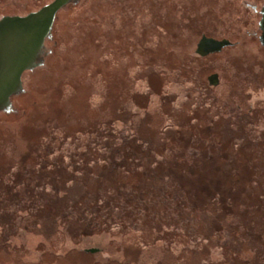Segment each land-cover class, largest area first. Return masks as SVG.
Masks as SVG:
<instances>
[{
	"label": "rangeland",
	"instance_id": "obj_1",
	"mask_svg": "<svg viewBox=\"0 0 264 264\" xmlns=\"http://www.w3.org/2000/svg\"><path fill=\"white\" fill-rule=\"evenodd\" d=\"M253 30L250 14L205 0L60 10L0 111V264H264ZM202 35L233 44L199 56Z\"/></svg>",
	"mask_w": 264,
	"mask_h": 264
},
{
	"label": "water",
	"instance_id": "obj_2",
	"mask_svg": "<svg viewBox=\"0 0 264 264\" xmlns=\"http://www.w3.org/2000/svg\"><path fill=\"white\" fill-rule=\"evenodd\" d=\"M71 0H54L39 11L26 17L4 18L0 21V111L9 112L11 97L22 91V74L41 65L44 40L50 37L56 12ZM227 41L202 36L195 53L205 56L218 52ZM209 85L218 84L217 74L207 78ZM98 249H86L95 253Z\"/></svg>",
	"mask_w": 264,
	"mask_h": 264
},
{
	"label": "flooded vegetation",
	"instance_id": "obj_3",
	"mask_svg": "<svg viewBox=\"0 0 264 264\" xmlns=\"http://www.w3.org/2000/svg\"><path fill=\"white\" fill-rule=\"evenodd\" d=\"M8 1L11 2V0H8ZM35 1H38V0H14V2H11V7L14 11L0 14V21L3 20L4 18L26 17L31 13H35V12L39 11L41 8L50 4L54 0H51L50 2L42 4L37 9L33 8V5H31V3L32 2L34 3ZM71 2H73V0H71L68 4H70ZM205 3L209 6V9L213 13L214 12H221V11H224L225 9L229 8V12H231V13L250 14L252 16V21L254 22V25H255V30H253L250 33L251 37H253L256 41H258V43L260 45L264 46V0H205ZM67 5H65L64 7L59 9L56 12L55 17L57 15V13L60 10H62L63 8H65ZM54 20H55V18H54ZM53 24H54V21H53ZM52 27H53V25H52ZM51 31H52V29H51ZM202 36H205V35H202ZM50 37H51V35H50ZM50 37L45 38L43 46H45V41L47 39H49ZM210 38H212V37H210ZM213 39H215V38H213ZM215 40H218V39H215ZM222 40L227 41L228 45H226V46H230L233 44L230 41H228L227 39H222ZM222 40H219V41H222ZM25 72H27V71H25ZM23 74H22V76H23Z\"/></svg>",
	"mask_w": 264,
	"mask_h": 264
},
{
	"label": "trees",
	"instance_id": "obj_4",
	"mask_svg": "<svg viewBox=\"0 0 264 264\" xmlns=\"http://www.w3.org/2000/svg\"><path fill=\"white\" fill-rule=\"evenodd\" d=\"M178 172H179V169H178ZM177 176L180 177V174H178ZM186 177H187L186 174L185 175L182 174L179 181L183 182L184 181V178H186Z\"/></svg>",
	"mask_w": 264,
	"mask_h": 264
}]
</instances>
